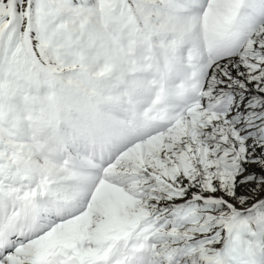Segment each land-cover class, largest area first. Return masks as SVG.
I'll list each match as a JSON object with an SVG mask.
<instances>
[{
  "label": "snow or ice",
  "instance_id": "1",
  "mask_svg": "<svg viewBox=\"0 0 264 264\" xmlns=\"http://www.w3.org/2000/svg\"><path fill=\"white\" fill-rule=\"evenodd\" d=\"M0 264H264V0H0Z\"/></svg>",
  "mask_w": 264,
  "mask_h": 264
}]
</instances>
